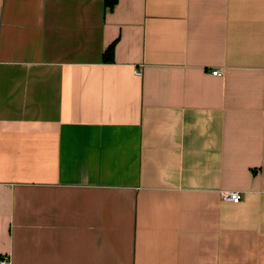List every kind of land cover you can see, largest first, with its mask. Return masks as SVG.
<instances>
[{
  "label": "crops",
  "instance_id": "crops-1",
  "mask_svg": "<svg viewBox=\"0 0 264 264\" xmlns=\"http://www.w3.org/2000/svg\"><path fill=\"white\" fill-rule=\"evenodd\" d=\"M2 256L264 264V0H0Z\"/></svg>",
  "mask_w": 264,
  "mask_h": 264
},
{
  "label": "built area",
  "instance_id": "built-area-1",
  "mask_svg": "<svg viewBox=\"0 0 264 264\" xmlns=\"http://www.w3.org/2000/svg\"><path fill=\"white\" fill-rule=\"evenodd\" d=\"M135 73L138 75V76H141L143 74L142 70L141 69H137L135 71ZM214 75H219L220 74V71L219 70H216L213 72ZM221 195L222 197L225 199V200H228V201H232V202H240L242 200V194L239 192V191H223L221 192ZM9 258L7 256H2L0 258V264H9Z\"/></svg>",
  "mask_w": 264,
  "mask_h": 264
},
{
  "label": "trees",
  "instance_id": "trees-1",
  "mask_svg": "<svg viewBox=\"0 0 264 264\" xmlns=\"http://www.w3.org/2000/svg\"><path fill=\"white\" fill-rule=\"evenodd\" d=\"M118 0H105L106 7L113 8L115 4H117ZM114 51V45L110 47V49L107 51V55L111 58L113 56ZM108 59V58H107Z\"/></svg>",
  "mask_w": 264,
  "mask_h": 264
}]
</instances>
